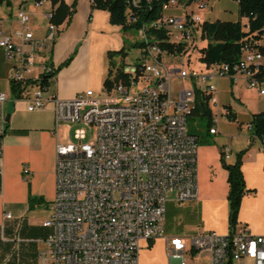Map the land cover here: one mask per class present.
Wrapping results in <instances>:
<instances>
[{
  "label": "built area",
  "instance_id": "2783aa9c",
  "mask_svg": "<svg viewBox=\"0 0 264 264\" xmlns=\"http://www.w3.org/2000/svg\"><path fill=\"white\" fill-rule=\"evenodd\" d=\"M43 1L33 3L40 6ZM138 1L130 3L137 6ZM193 5L208 6L197 0L163 3L159 21L136 30L143 46L134 61L119 64L125 79L120 78L110 89L102 87L96 93L89 89L70 99L46 96L38 86L29 93L30 84H25L35 68V46L54 37L55 25L50 23L47 36L36 39L29 28L30 16L20 8L19 27L9 34L0 31V47L12 68L11 80L25 85L23 99L28 111L51 104L56 126L85 124V117H94L91 140L56 146L54 197L49 217L42 223L49 232L37 264H139L141 243L150 245L158 239L164 243L166 264H191L203 253L209 255L208 264H264V235L238 221L223 234L212 230L189 235L165 232L167 194L174 192L177 204L198 196V143L187 123L195 90L209 97L211 134L221 115L228 116L218 101V79L227 78L233 84L243 81L264 96V82L257 79V72H264V33L259 39L242 42L234 65L213 62L206 71H187L185 61H180L181 67H169L163 61L150 29L165 30L164 40L172 44L192 40L191 51L180 56H191L195 49L202 53L206 44H199L207 41L202 32L204 19L190 9ZM170 8L180 13H165ZM167 55L170 59L171 54ZM53 70L52 64H45L42 75ZM114 75L115 71L110 79ZM174 80L181 86L173 89ZM107 90H116V99L106 100ZM161 98H169V107H161ZM5 99L6 94L0 93V103ZM246 129L252 131L251 123ZM74 137L84 140L86 135L77 129ZM5 217L12 215L6 213Z\"/></svg>",
  "mask_w": 264,
  "mask_h": 264
},
{
  "label": "crops",
  "instance_id": "0c3cea01",
  "mask_svg": "<svg viewBox=\"0 0 264 264\" xmlns=\"http://www.w3.org/2000/svg\"><path fill=\"white\" fill-rule=\"evenodd\" d=\"M9 1V5L0 3V31L9 34L17 29V12L23 8L30 16L29 28L34 37L43 39L47 36L50 24L47 14L52 11L49 0H44L40 6H35L33 0ZM64 1L71 4L73 0ZM91 1L77 0L69 21L55 26L52 39L45 40L41 47L35 46L38 53L35 68L27 76L34 81L42 75L43 65L52 64L57 68L72 56L70 63L58 69L50 80L46 96L70 99L85 90L98 92L108 75V52L127 47L128 33L120 25L110 23L106 10L92 8ZM45 3L48 6L43 8ZM211 14L208 8L203 14L204 21L238 19L237 10L231 17L224 14L221 18H211ZM39 19L48 20L42 31ZM183 56L181 61H186L185 54ZM125 58L115 54L111 60L122 64ZM11 76V64L0 47V93L6 94L5 101L0 103V264H35L49 232L42 223L49 217L54 197L56 146L67 143L62 134L65 123L56 126L51 104L28 111L23 95L17 99L11 93ZM217 85L219 104L228 113H233V118L221 115L216 132L205 134L210 142L198 145V196L190 201L204 208L206 217L200 219L211 229L196 225L177 235L205 230L219 233L222 222L229 229L227 170L220 155L223 152L225 163L230 164L242 149H246L241 166L246 188L254 192L242 197L237 221L251 232L264 235V145L257 138H250L246 129L253 114L264 113V96L247 88L243 81L233 84L227 78H220ZM35 86V83L30 84L29 93ZM247 89L251 90V95L247 94ZM114 94L113 91L106 92V100H111ZM6 213L12 217L6 218Z\"/></svg>",
  "mask_w": 264,
  "mask_h": 264
},
{
  "label": "trees",
  "instance_id": "16d2710c",
  "mask_svg": "<svg viewBox=\"0 0 264 264\" xmlns=\"http://www.w3.org/2000/svg\"><path fill=\"white\" fill-rule=\"evenodd\" d=\"M52 5L50 23L55 26L61 25L65 20L69 21L72 15L77 0H73L71 4H67L64 0H49ZM167 0H139L137 6H133L130 0H92L91 7L96 9H103L109 13L110 23L120 25L124 31L127 29L140 30L141 26H145L148 22L157 21L162 13V5ZM187 3L193 0H185ZM5 2L10 4L9 0H0V3ZM238 19L236 21L227 20H205L202 24L203 36L207 43L202 49L201 62L208 67L213 62H224L229 65L237 63L241 53V44L243 41L251 40L252 38L259 39L264 33V0H236ZM130 19H135L131 22ZM149 33L157 38L160 47L161 55L171 54V56H180L181 52H187L188 46L181 42L172 44L166 39L165 30L150 29ZM163 40V41H162ZM134 47L139 48L143 46L140 42H135ZM264 52V46H262ZM119 54L123 58L127 55V50L122 48L118 51L108 52L110 58V66L108 75L103 82V87L111 88L120 78L125 79V74L116 64L111 60L113 55ZM184 54H181L183 56ZM72 59L69 56L61 64L54 68L48 74L41 75L39 80L28 79L25 84L35 83L42 91L46 92L50 80L55 76L56 71L61 67L68 65ZM115 71L113 79L110 75ZM11 93L14 98H21L25 85L22 82L11 80ZM112 90L106 92L111 93ZM208 96L200 90H195L193 108L187 116L188 130L197 137L198 145L202 143H209L205 134L210 135L209 129L212 125V112L208 105ZM230 109V108H228ZM228 118H233V113H228ZM252 131L250 138H257L264 143V113H255L251 118ZM204 127L203 134L197 131L198 126ZM203 137H205L203 139ZM246 149L240 150L236 154L235 161L226 164L224 160V153L221 152L220 158L227 170L228 183V228L235 225L238 219V213L241 205L242 197L247 193L254 192L252 189L246 188L244 175L241 169L242 155ZM37 264V258L36 262Z\"/></svg>",
  "mask_w": 264,
  "mask_h": 264
},
{
  "label": "rangeland",
  "instance_id": "374dc122",
  "mask_svg": "<svg viewBox=\"0 0 264 264\" xmlns=\"http://www.w3.org/2000/svg\"><path fill=\"white\" fill-rule=\"evenodd\" d=\"M205 4H208L203 9H200L197 5L196 6H191L190 9L194 10L199 14L203 19H204V12L209 8L212 11L211 18L212 17H218L221 18L224 14L231 15L237 10V2L235 0H223V1H218V0H209V3L207 0H204ZM48 4L45 3L43 5V8L47 7ZM41 8V9H43ZM226 11V12H225ZM167 14H179L180 11L177 9H167L165 11ZM47 19H39L38 24L40 26V30H43L44 25L47 23ZM126 32L129 35V39H127V55H126V61L132 62L134 61L135 57L137 56V49L136 47L133 46L135 42L140 41L139 35L136 31V29H127ZM200 36V34H199ZM200 42V41H199ZM207 43V41L199 44L200 47L204 46ZM188 46V45H187ZM192 49V45L188 46V51L190 52ZM202 53L199 52L198 49H195L193 53L190 55L185 54V69L187 71L190 70H197V71H204L206 68L205 63L201 62L199 60ZM163 61L168 64L169 67H181V59L184 56H171V58H168V55L164 54L163 55ZM191 61V63L188 65L187 61ZM116 67H119V64H116ZM178 86H181L178 82V80H174L172 83V88L176 89ZM248 93L247 94H252L250 89H247ZM113 100V97L111 98ZM90 117H85V124L83 123H65V126L62 128V134L66 138V142H73V143H83V142H88L91 140V133L94 125H92L89 122ZM249 122V121H248ZM81 129L85 132V139L84 140H77L76 138L73 137V134L75 130ZM203 129L204 127L199 125L197 128V131L201 134H203ZM169 202L166 204V213H165V232L169 235H177L178 233L181 232H186L189 229L193 228V226L196 225H202L203 228L205 229H211L206 227L205 222H201V219L203 217H206V212L204 208L201 206H196L195 202H186L183 204H177L173 200H175V193H168L167 194ZM41 215V214H39ZM220 228L222 229L221 234L226 233L228 229L226 228L225 224L222 222L220 225ZM215 231V230H214ZM142 248L139 251L138 254V262L139 264H166L167 260L164 254V243L161 239L156 240L154 243L150 245H145L144 242L141 243ZM202 257L200 260H194L191 262V264H208L209 260V255L207 253L201 254Z\"/></svg>",
  "mask_w": 264,
  "mask_h": 264
},
{
  "label": "bare ground",
  "instance_id": "6f19581e",
  "mask_svg": "<svg viewBox=\"0 0 264 264\" xmlns=\"http://www.w3.org/2000/svg\"><path fill=\"white\" fill-rule=\"evenodd\" d=\"M197 2L201 3V0H197ZM157 21H159V20H157ZM145 26H148V24L145 25ZM184 43H186L187 45L191 46L192 45V40H185ZM160 55H161V52H160ZM205 68L206 69H210V68H212V65H210L208 67H205ZM257 79L260 82H264V72H257ZM112 91L115 93L113 98L116 99V90H112ZM161 107H169V98H161ZM90 123L92 125H94V117H91V122Z\"/></svg>",
  "mask_w": 264,
  "mask_h": 264
},
{
  "label": "water",
  "instance_id": "95a60500",
  "mask_svg": "<svg viewBox=\"0 0 264 264\" xmlns=\"http://www.w3.org/2000/svg\"><path fill=\"white\" fill-rule=\"evenodd\" d=\"M6 119H8V116H7V118Z\"/></svg>",
  "mask_w": 264,
  "mask_h": 264
}]
</instances>
